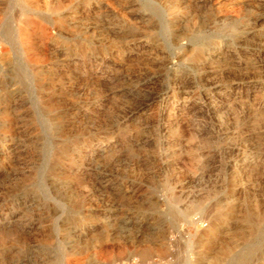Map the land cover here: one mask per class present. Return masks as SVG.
Wrapping results in <instances>:
<instances>
[{"label": "rangeland", "instance_id": "obj_1", "mask_svg": "<svg viewBox=\"0 0 264 264\" xmlns=\"http://www.w3.org/2000/svg\"><path fill=\"white\" fill-rule=\"evenodd\" d=\"M0 17V264H264V0Z\"/></svg>", "mask_w": 264, "mask_h": 264}, {"label": "bare ground", "instance_id": "obj_2", "mask_svg": "<svg viewBox=\"0 0 264 264\" xmlns=\"http://www.w3.org/2000/svg\"><path fill=\"white\" fill-rule=\"evenodd\" d=\"M25 1H26V0H25ZM27 1H28V0H27ZM15 2H16V1H15ZM34 3H36V2H34ZM68 4H69V3H68ZM5 5H6V4H5ZM8 5H9V4H8ZM1 6H2V5H1ZM3 6H4V5H3ZM31 6H33V5L31 4ZM31 6H30V7H31ZM70 6H71V5H70ZM17 7H18V6H17ZM40 7H41V6H40ZM40 7H39V8H40ZM42 7H43V6H42ZM59 7H60V6H59ZM11 8H12V7H11ZM39 8H38V9H39ZM44 8H45V7H44ZM2 9H3V8H2ZM19 9H20V8H19ZM48 9H49V7H48ZM48 9H47V10H48ZM68 9H69V8H68ZM10 10H11V9H10ZM17 10H18V9H17ZM47 10H45V11H47ZM52 10H54V9H52ZM63 10H64V9H63ZM65 10H67V9L65 8ZM13 11H14V10H13ZM26 11H27V10H26ZM56 11H57V10H56ZM67 11H68V10H67ZM67 11H66V12H67ZM21 12H23V11H21ZM47 12H48V11H47ZM69 12H70V11H69ZM72 12H73V11H72ZM59 13H60V12H59ZM73 13H74V12H73ZM5 14H7V13H5ZM14 14H15V13H14ZM47 14H48V13H47ZM50 14H51V13H50ZM57 14H58V13H57ZM60 14H61V13H60ZM64 14H65V13H64ZM69 14H70V13H69ZM9 15H10V14H9ZM9 15H8V16H9ZM30 15H31V14H30ZM37 15H38V14H37ZM65 15H66V14H65ZM70 15H71V14H70ZM18 16H19V15H18ZM18 16H17V18H18ZM75 17H76V16H75ZM0 18H1V17H0ZM61 18H62V17H61ZM71 18H72V17H71ZM7 19H8V17H7ZM55 19H56V18H55ZM18 20H19V19H18ZM23 20H24V19H23ZM75 20H76V19H75ZM11 21H12V20H11ZM21 22H23V21L21 20ZM21 22H18V23H21ZM59 22H61V21H59ZM65 22H66V21H65ZM67 22H68V21H67ZM0 23H1V22H0ZM30 23H31V22H29V21H27V22L25 21L24 23H21L20 26H19V24H18V26H19L18 29L20 30L21 36H22L24 39H25V37H28V36L30 35V28H29V27H30ZM53 23H54V22H53ZM32 24H33V23H32ZM58 24H59V23H58ZM59 25H60V24H59ZM71 25H72V24H71ZM35 26H36V25H35ZM37 26H38V25H37ZM41 26H42V25H41ZM31 27H32V26H31ZM43 27H44V26H43ZM48 27H49V26H48ZM49 28H50V27H49ZM0 29H1V28H0ZM13 29H14V28H13ZM52 29H53V28H52ZM34 30H35V29H34ZM38 30H40V28H39ZM57 30H58V29H57ZM60 30H61V28H60ZM62 30H63V29H62ZM31 31H32V30H31ZM49 31H50V29H49ZM44 32H45V31H44ZM36 33H37V32H36ZM46 33H48V32H46ZM46 33H45V34H46ZM57 33H58V32H57ZM33 34H34V33H33ZM45 34H44V35H45ZM61 34H62V33H61ZM61 34H60V35H61ZM44 35H43V36H44ZM16 36H17V35H16ZM33 37H34V36H33ZM43 38H44V37H43ZM45 38H46V37H45ZM47 39H48V38H47ZM47 39H45V40H47ZM45 40H44V41H45ZM50 40H51V39H50ZM15 41H16V40H15ZM58 41H59V40H58ZM58 41H57V42H58ZM26 42H27V41L25 40L24 43L27 44ZM49 42H50V41H49ZM39 43H40V42H39ZM39 43H38V44H39ZM52 43H53V42H52ZM31 44H32V43H31ZM34 45H35V44H34ZM34 45H33V46H34ZM27 46H28V45H27ZM29 46H31V45H29ZM37 46H38V45H37ZM46 46H47V45H46ZM21 48H22V47H21ZM25 48H26V47H25ZM22 49H23V48H22ZM32 49H33V48H32ZM40 49H41V48H40ZM38 50H39V49H38ZM1 51H2V50H1ZM32 51H33V50H32ZM46 51H47V50H46ZM47 52H48V51H47ZM55 52H56V51H55ZM3 55H4V54H3ZM6 55H8V54H6ZM41 55H42V54H41ZM49 55H50V54H49ZM51 55H52V54H51ZM33 56H34V55H33ZM53 56H54V55H53ZM56 56H57V55H56ZM51 57H52V56H51ZM34 58H35V57H34ZM52 58H53V57H52ZM58 58H59V57H57V59H58ZM2 59H3V58H2ZM2 59L0 60V62L2 61ZM5 59H6V57L4 58V60H5ZM37 60H38V58H37ZM39 60H40V59H39ZM53 60H54V59H53ZM34 61H35V59L33 60L32 65H33ZM46 61H47V60H46ZM42 62H43V61H42ZM50 63H51V62H50ZM36 64H37V63H36ZM34 65H35V64H34ZM37 65H38V64H37ZM55 65H56V64H55ZM4 66H5V65H4ZM21 68H22V67H21ZM49 68H50V67H49ZM11 69H12V68H11ZM8 72H9V70H8ZM35 72H36V71H35ZM9 77L11 78V76H9ZM29 79H30V78H29ZM30 83H31V81H30ZM12 84H13V83H12ZM39 85H40V83H39ZM34 87H35V86H34ZM0 88H1V86H0ZM10 89H11V88H10ZM55 89H56V88H55ZM49 92H50V91H49ZM1 93H2V91H1ZM21 93H22V92H21ZM54 94H55V93H54ZM1 95H2V94H1ZM16 95H17V94H16ZM18 96H19V95H18ZM18 96H17V98H18ZM33 96H34V95H33ZM33 98H34V97H33ZM2 99H3V97H2ZM15 99H16V98H15ZM2 101H3V100H2ZM25 101H26V100H25ZM41 101H42V99H41ZM12 102H13V101H12ZM21 102H22V101H21ZM17 104H18V103H17ZM14 105H15V103H14ZM25 105H26V104H25ZM18 106H19V105H18ZM21 107H22V106H21ZM12 108H13V107H12ZM11 113H12V112H11ZM13 114H14V113H13ZM19 116H20V115H19ZM16 118H17V117H16ZM17 120H18V119H17ZM6 121H7V120H6ZM17 122H18V121H17ZM18 124H19V123H18ZM7 126H8V125H7ZM15 126H16V125H15ZM12 127H13V126H12ZM12 127H11V128H12ZM8 128H9V127H8ZM17 128H19V127H17ZM20 128H21V127H20ZM22 128H23V127H22ZM19 130H20V129H19ZM26 130H27V129H26ZM29 130H31V129H29ZM27 131H28V130H27ZM12 132H13V131H12ZM23 132H24V131H23ZM28 132H29V131H28ZM18 133H19V132H18ZM13 134H14V133H13ZM13 134H12V135H13ZM25 134H26V133H25ZM7 139H8V138H7ZM9 141H10V140H9ZM187 219H188V218H187ZM204 238H205V237H204ZM200 242H202V240H200ZM165 250H166V249H165ZM165 250H164V252H165Z\"/></svg>", "mask_w": 264, "mask_h": 264}]
</instances>
